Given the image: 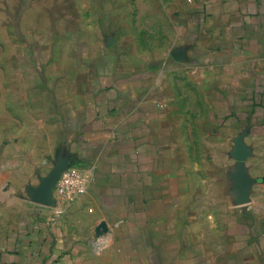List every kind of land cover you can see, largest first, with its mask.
<instances>
[{
  "label": "crops",
  "instance_id": "1",
  "mask_svg": "<svg viewBox=\"0 0 264 264\" xmlns=\"http://www.w3.org/2000/svg\"><path fill=\"white\" fill-rule=\"evenodd\" d=\"M158 4L175 61L140 60L96 24L45 49L31 100L47 159L25 187L0 155V264H264V0ZM169 68L204 92L217 177L181 159ZM61 163L93 174L66 205Z\"/></svg>",
  "mask_w": 264,
  "mask_h": 264
},
{
  "label": "rangeland",
  "instance_id": "2",
  "mask_svg": "<svg viewBox=\"0 0 264 264\" xmlns=\"http://www.w3.org/2000/svg\"><path fill=\"white\" fill-rule=\"evenodd\" d=\"M159 8L158 0H0V155L5 151L14 182L26 187L33 171L41 178L47 159L42 147L47 129L31 100V81L44 69L45 49H66L77 43L72 31L96 24L140 60L175 61L173 37L164 33ZM165 75L182 161L189 166L197 161L199 172L217 177L218 166L206 158L216 151L202 141L207 117L202 88L191 83L189 68H169Z\"/></svg>",
  "mask_w": 264,
  "mask_h": 264
},
{
  "label": "built area",
  "instance_id": "3",
  "mask_svg": "<svg viewBox=\"0 0 264 264\" xmlns=\"http://www.w3.org/2000/svg\"><path fill=\"white\" fill-rule=\"evenodd\" d=\"M92 172L79 163H70L64 167L55 182L54 193L59 205L76 200L91 184Z\"/></svg>",
  "mask_w": 264,
  "mask_h": 264
},
{
  "label": "water",
  "instance_id": "4",
  "mask_svg": "<svg viewBox=\"0 0 264 264\" xmlns=\"http://www.w3.org/2000/svg\"><path fill=\"white\" fill-rule=\"evenodd\" d=\"M70 164V163H69ZM68 165V163L67 164H65V163H61L58 167H57V170L55 171V174H54V176H53V179H51V188H54V185H55V182H56V180H57V178H58V176H59V173H60V171L64 168V167H66Z\"/></svg>",
  "mask_w": 264,
  "mask_h": 264
}]
</instances>
